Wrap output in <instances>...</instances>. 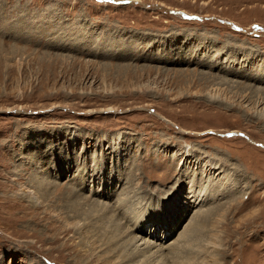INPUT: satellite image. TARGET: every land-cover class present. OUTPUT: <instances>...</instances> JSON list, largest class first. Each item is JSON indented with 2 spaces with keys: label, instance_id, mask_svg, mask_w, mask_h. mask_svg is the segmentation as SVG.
<instances>
[{
  "label": "rangeland",
  "instance_id": "374dc122",
  "mask_svg": "<svg viewBox=\"0 0 264 264\" xmlns=\"http://www.w3.org/2000/svg\"><path fill=\"white\" fill-rule=\"evenodd\" d=\"M194 218L264 264V0H0V264H85L120 225L173 264Z\"/></svg>",
  "mask_w": 264,
  "mask_h": 264
},
{
  "label": "bare ground",
  "instance_id": "6f19581e",
  "mask_svg": "<svg viewBox=\"0 0 264 264\" xmlns=\"http://www.w3.org/2000/svg\"><path fill=\"white\" fill-rule=\"evenodd\" d=\"M174 59V58H173ZM181 60H184V57H181ZM126 69V67H125ZM261 90H254V92H260ZM261 94V93H260ZM213 96V95H212ZM215 97V96H214ZM36 132V131H35ZM34 136V134H33ZM74 135H72V138H73ZM29 146H33V148L36 147V144L35 142L36 139H32L30 138V140L28 139L27 140ZM23 158L25 161H31V162H34V161H38L39 160V156L37 154H33L32 152H27L23 155ZM21 160V158H20ZM23 161V160H21ZM20 162V161H19ZM21 163V162H20ZM25 164V163H24ZM209 168L211 167V164L207 165ZM101 170V169H100ZM102 171V170H101ZM39 185H42L44 186L45 189H48L50 187H48L49 185L45 182V181H39L38 183ZM209 187L206 186V188ZM202 189V188H201ZM206 190V189H205ZM204 190V192H205ZM209 190V189H208ZM207 190V191H208ZM52 191V190H51ZM203 191V190H202ZM202 191H200V194H202V197L203 198H198L196 199V201H199L200 203V206H202V204H204V201H206V199H210L211 200V197L213 196L214 192H210L211 194L207 195L205 193H202ZM215 191V190H214ZM46 193V192H45ZM196 194L197 197H200V194L196 192H194ZM207 193V192H206ZM178 192L177 194H175L173 197L170 198V202L167 204L169 208L172 207L173 203L177 202V199H178ZM30 198V197H29ZM195 201V202H196ZM186 204V203H185ZM77 204H74L73 206L75 207ZM122 206V205H120ZM67 208V207H66ZM210 208V207H209ZM214 208V207H213ZM208 211V210H207ZM216 211V210H214ZM210 213V211H209ZM211 216V215H210ZM196 217V216H195ZM198 217H202V215L198 214ZM210 218V217H209ZM102 219V218H101ZM239 220V219H238ZM236 221V220H235ZM143 222V221H142ZM198 222L196 221V219L194 218L193 219V222H191V224L189 223V225L187 224L186 227H184L183 231H181L179 233V238L178 241L176 243H173L171 245H169V249H168V252L169 254L172 255V259H173V264H201L199 262H197L196 258H199L198 255H201L200 252L202 251V255H204L205 253H207V255H209L211 257V263L210 264H222V262H219L220 260V257L217 256V253L219 252V250L217 249V247H215L214 245H217V243H220V241H218V238L217 237H220L218 235H215L214 233H210L212 235L213 238H211L210 235H208L209 233H203L202 231L199 230L198 226H195V223ZM93 223V222H92ZM158 223L159 225L160 224H165L164 223V219H162V221L160 222L159 220L156 222ZM106 224V223H105ZM203 224L204 221H203ZM159 225L156 226L157 228H159ZM202 225V224H201ZM171 226V224H170ZM121 229H122V234L123 236H121L120 234H114L113 230L114 229H117L116 227H112L111 229H109V232H105V234H102L103 237L102 239L100 238V241L102 242V244L104 245L105 249L103 250L104 253L102 254H97L95 256H91L90 258L87 259V261L85 262V264H130L132 263L135 258L139 257V256H143L146 254L145 252H148L150 251V249L152 248L151 245L149 244L148 241H146L145 245L143 248H140V247H137L135 245V240H136V237L135 236H128L130 232H125L126 230H123L124 229V225H120L119 226ZM95 227L93 226V229ZM96 229V228H95ZM130 229V228H128ZM136 229V227H135ZM201 229V228H200ZM171 230V228L169 229ZM169 230H165L163 234H165V237H167L170 233H169ZM247 230V229H246ZM119 231V230H118ZM117 231V232H118ZM109 233V234H108ZM125 233V235H124ZM117 235V236H115ZM89 237V241H87V243H89V245L86 246V248H84V252H87V251H91L93 252V245L96 244V240H94L93 238H91V236H88ZM127 238L129 239V242L131 244H133V250L132 252L130 253H127L124 249H117L116 248L114 249V252H115V257H119L118 261L117 262H114V260L112 261V258L114 256L113 254V250L110 249V246H113V242H116L117 245H120L122 242H120V240L116 241L117 239H122V238ZM255 238V237H254ZM223 240V239H222ZM195 241H197V243H195ZM200 241H206V243H209L212 245L211 249L212 251H208L205 247V244L201 245L199 244V247L197 245V249L194 247L195 244H198L200 243ZM163 241H161L159 243V245H153V247H156L155 250L151 251L152 255L153 256H163V249L166 248V246H164L162 244ZM155 244V243H154ZM201 245V246H200ZM139 246V245H138ZM196 246V245H195ZM116 247V246H115ZM100 248V247H99ZM209 248V247H208ZM131 249V248H130ZM200 249V250H199ZM95 250V249H94ZM95 253V251H94ZM145 253V254H143ZM116 257V258H117ZM223 257H225L224 255L221 256V259L223 260ZM139 260V259H138ZM143 260V259H142ZM147 260V259H146ZM146 260L144 262H139L137 264H145ZM137 261V260H136ZM205 264V263H204Z\"/></svg>",
  "mask_w": 264,
  "mask_h": 264
}]
</instances>
